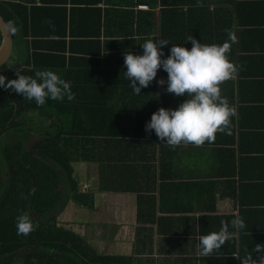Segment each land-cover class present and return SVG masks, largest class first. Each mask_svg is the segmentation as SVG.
Masks as SVG:
<instances>
[{
    "label": "crops",
    "instance_id": "obj_1",
    "mask_svg": "<svg viewBox=\"0 0 264 264\" xmlns=\"http://www.w3.org/2000/svg\"><path fill=\"white\" fill-rule=\"evenodd\" d=\"M209 2L208 17L175 19L178 40L182 34L187 39L208 34V44H222L226 30L233 33L227 55L237 71L220 89L234 114L224 131L201 145L172 147L157 137L116 144L121 161L114 172L100 171L94 162L76 163L81 190L92 205L81 208L89 221L81 222L85 233H78L100 253L129 257L135 264H241L246 254L260 264L264 257L254 251L264 245V0ZM35 7L30 33L31 39L38 34L42 66L51 62L58 68L54 64L66 56L68 62L78 59L72 67L81 72L87 71V59L101 61L94 70L105 64L118 68L105 60L143 52L140 45L156 37L146 0H36ZM20 43L15 48L14 41V55L25 64L34 47ZM47 54L61 58L44 61L41 55ZM169 96L175 103L178 98L177 107L185 99ZM235 216L245 227L209 257L199 256V237L218 232L222 221Z\"/></svg>",
    "mask_w": 264,
    "mask_h": 264
},
{
    "label": "trees",
    "instance_id": "obj_2",
    "mask_svg": "<svg viewBox=\"0 0 264 264\" xmlns=\"http://www.w3.org/2000/svg\"><path fill=\"white\" fill-rule=\"evenodd\" d=\"M146 1L155 15L154 40L169 43L163 47L165 56L171 45L188 49L192 46L186 34L178 40L177 17L206 18L213 13L209 0ZM35 3L36 0H0V15L16 27L12 34L15 48L21 45L20 41L26 43L25 47H34L25 64L12 57L0 68V75L16 79V73L30 76L36 70L51 69L71 82L74 99L48 100L44 106H37L11 90L0 89V264H135L129 257L95 250L80 233L58 224L59 217L69 204L88 210L92 206L88 204L90 195L81 190L76 163L94 162L100 171L114 172V165L121 161L115 145H130L135 138H156L154 132L145 131L146 123L160 108L176 109L178 98L176 103L171 101L167 85L156 83L167 79L163 70H158L140 95L133 94L124 78V53L105 60L118 68L105 64L101 70H94L101 61L87 59V71L81 72L72 67L78 59L70 58L68 62L66 56L62 57L64 62H58L60 65L54 64L58 68L51 62L38 64L40 48L34 39L38 34L31 39L30 22ZM196 40L210 42L208 34H198ZM2 42L0 32V47ZM41 56L44 61L45 57L49 61L51 57L57 61L61 58ZM67 62L70 66H66ZM23 213L30 216L34 225L27 236L17 235L15 228V218Z\"/></svg>",
    "mask_w": 264,
    "mask_h": 264
},
{
    "label": "clouds",
    "instance_id": "obj_3",
    "mask_svg": "<svg viewBox=\"0 0 264 264\" xmlns=\"http://www.w3.org/2000/svg\"><path fill=\"white\" fill-rule=\"evenodd\" d=\"M2 29L9 35L16 32L11 21L3 24ZM226 31L228 40L222 44H203L191 36L188 38L192 45L190 49L171 45L167 56L163 47L169 45L168 41L152 39L140 45L142 55L131 51L124 53V78L129 81L128 87L133 94L140 95L141 89L148 87L156 78L158 70H163L167 73V79L157 80L156 83L160 86L166 84L167 93L175 97H185L176 109L160 108L146 123L145 131L154 132L162 144L172 147L182 143L201 145L213 140L215 133L224 131L229 125L234 111L221 97L220 84L231 78L237 69L227 55L229 41L234 43L235 37L230 30ZM16 76V79H8L0 75V89L11 90L29 102L34 101L37 106H44L48 100L74 99L71 82L54 70H36L30 76L16 73ZM221 223L218 232L199 237V256L209 257L245 227L240 216ZM15 228L17 235L27 236L34 230V225L30 216L23 213L15 218ZM254 251L255 254L264 252V245H256ZM252 256L246 254L240 258L241 264H255L251 261ZM260 264H264V257H261Z\"/></svg>",
    "mask_w": 264,
    "mask_h": 264
},
{
    "label": "rangeland",
    "instance_id": "obj_4",
    "mask_svg": "<svg viewBox=\"0 0 264 264\" xmlns=\"http://www.w3.org/2000/svg\"><path fill=\"white\" fill-rule=\"evenodd\" d=\"M16 55V52H15ZM15 55L14 58L15 59ZM36 117V116H35ZM37 122L42 123L41 119L37 120ZM84 189V187H83ZM97 218H94L96 220ZM89 221L88 216L85 212H82L81 208L79 209L77 206H75L73 203L69 204L67 208L65 209V212L59 217V223L60 225H64L65 228H71L73 231H81L83 234L85 231L82 229L84 228L81 225V222Z\"/></svg>",
    "mask_w": 264,
    "mask_h": 264
},
{
    "label": "water",
    "instance_id": "obj_5",
    "mask_svg": "<svg viewBox=\"0 0 264 264\" xmlns=\"http://www.w3.org/2000/svg\"><path fill=\"white\" fill-rule=\"evenodd\" d=\"M3 24H6V21L0 15V32L3 37V42L0 47V68L5 66L15 54L13 35H9L7 32H4L2 29Z\"/></svg>",
    "mask_w": 264,
    "mask_h": 264
},
{
    "label": "built area",
    "instance_id": "obj_6",
    "mask_svg": "<svg viewBox=\"0 0 264 264\" xmlns=\"http://www.w3.org/2000/svg\"><path fill=\"white\" fill-rule=\"evenodd\" d=\"M140 8H141V9H146V8H147V6H141Z\"/></svg>",
    "mask_w": 264,
    "mask_h": 264
}]
</instances>
